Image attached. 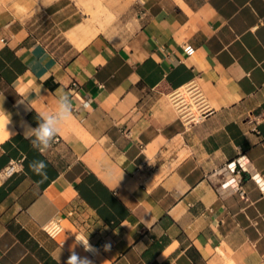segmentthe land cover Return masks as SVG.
<instances>
[{
  "label": "crops",
  "instance_id": "crops-1",
  "mask_svg": "<svg viewBox=\"0 0 264 264\" xmlns=\"http://www.w3.org/2000/svg\"><path fill=\"white\" fill-rule=\"evenodd\" d=\"M85 1L82 24L69 0H0V173L18 169L0 176V264H66L77 231L94 264H264V0H128L106 30L110 7ZM190 82L213 111L184 125L167 92ZM62 94L72 118L40 153L25 124Z\"/></svg>",
  "mask_w": 264,
  "mask_h": 264
},
{
  "label": "built area",
  "instance_id": "built-area-1",
  "mask_svg": "<svg viewBox=\"0 0 264 264\" xmlns=\"http://www.w3.org/2000/svg\"><path fill=\"white\" fill-rule=\"evenodd\" d=\"M185 49L188 52L192 51V48L189 45H186ZM72 84L75 85V83ZM167 97L169 102L173 106L174 110L176 111L178 118L181 120V122L184 125H191L198 123L213 111L204 91L196 82H190L186 85L179 86L169 90L167 92ZM226 167L231 174L239 176L238 179L230 178L231 189L232 190L239 189V180L241 174L244 172L249 173L248 161L244 158V156H240L237 157L236 159H232L231 161H229L226 164ZM16 171H18L16 167V162L12 161L6 167H4V169L0 173V176L6 178L14 174ZM253 177H255L256 181L261 186L264 185L261 180V177H258L257 174L253 175ZM44 231L50 237H57L63 231L61 218L54 217L50 219L44 225ZM75 235L84 236L80 231H77L73 234L74 240H75ZM80 246L83 248L82 245ZM87 253L91 256H94V254L91 252H87Z\"/></svg>",
  "mask_w": 264,
  "mask_h": 264
},
{
  "label": "clouds",
  "instance_id": "clouds-1",
  "mask_svg": "<svg viewBox=\"0 0 264 264\" xmlns=\"http://www.w3.org/2000/svg\"><path fill=\"white\" fill-rule=\"evenodd\" d=\"M72 115V100L68 94H62L57 97L53 110L38 114L36 127L25 124V138L30 141L33 148L44 153L53 147L61 125L71 119ZM29 167L37 176L46 178L47 164L44 160H33ZM88 236L75 235V243L69 249L70 255L66 264H94L93 260L87 256L81 257L75 251L76 245H82L85 252H91L94 255L99 253V249L90 244ZM102 247L104 251H109L111 245L105 243Z\"/></svg>",
  "mask_w": 264,
  "mask_h": 264
},
{
  "label": "rangeland",
  "instance_id": "rangeland-1",
  "mask_svg": "<svg viewBox=\"0 0 264 264\" xmlns=\"http://www.w3.org/2000/svg\"><path fill=\"white\" fill-rule=\"evenodd\" d=\"M49 0H39V2H41L42 4L44 2H47ZM71 1V3L73 4V6L77 9V11L80 13V15L82 16V21L83 23L82 24H86V21L88 20L87 18V13H86V1L85 0H69ZM99 1H102L104 4H107L108 7H110V10L112 12V19H110V21L108 22L106 29L110 28L111 26H115L117 24H119L120 22H124V18H125V14H126V8H127V5L129 3L128 0H99ZM81 25V24H80ZM52 26V25H50ZM93 27V25H92ZM51 36L54 40H61L63 41L64 38H62V34H59V32H55V29L54 27H51ZM75 30V29H74ZM70 31L67 35V37H70V35H72V32L74 31ZM102 30V31H104ZM79 38V42L81 41V37H78Z\"/></svg>",
  "mask_w": 264,
  "mask_h": 264
},
{
  "label": "bare ground",
  "instance_id": "bare-ground-1",
  "mask_svg": "<svg viewBox=\"0 0 264 264\" xmlns=\"http://www.w3.org/2000/svg\"><path fill=\"white\" fill-rule=\"evenodd\" d=\"M91 12V11H89ZM94 15L98 19L99 22V28L103 26V24L106 22L107 19L110 18V13L109 11L105 8L102 7L100 3L96 4V9L93 11Z\"/></svg>",
  "mask_w": 264,
  "mask_h": 264
}]
</instances>
